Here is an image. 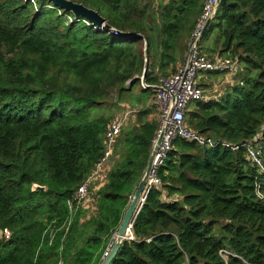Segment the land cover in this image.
<instances>
[{
	"label": "trees",
	"instance_id": "1",
	"mask_svg": "<svg viewBox=\"0 0 264 264\" xmlns=\"http://www.w3.org/2000/svg\"><path fill=\"white\" fill-rule=\"evenodd\" d=\"M34 1L0 0V233H10L0 239V264H100L159 131L153 87L184 63L207 0H71L122 31L118 39ZM212 37L203 53L237 61L238 80L220 99L193 102L185 123L264 153V0H220L203 39ZM123 103L135 119L114 145L105 181L71 210L68 200L104 156L108 114ZM156 179L133 239L111 264H264V174L244 149L177 137Z\"/></svg>",
	"mask_w": 264,
	"mask_h": 264
},
{
	"label": "built area",
	"instance_id": "2",
	"mask_svg": "<svg viewBox=\"0 0 264 264\" xmlns=\"http://www.w3.org/2000/svg\"><path fill=\"white\" fill-rule=\"evenodd\" d=\"M30 2L36 5L34 0H30ZM216 3L217 0L206 1L196 29L193 31L190 47L200 35L206 21L212 16ZM96 28L102 31L108 30L109 34L115 39H118L125 35L122 31L118 30L117 28H107L105 24L101 27ZM135 37L142 38L143 36L141 34H135ZM198 45L199 44H197L194 49L190 69L188 71L185 72L184 61V63L179 67L176 73L172 74L167 78L160 76L159 84L154 87L161 88H153L156 94L151 97L150 103L156 108L160 123L168 113L171 103V95L176 93L179 87L180 90L178 92L177 104L173 112L172 118L169 122L167 133L156 158L155 172L151 178V186L152 184L158 183V180L156 179V171L160 166L164 164L169 152L171 151L172 142L177 137L189 142H196L203 147H222L224 149H229L233 152H238L240 151V149H244L246 152V157L250 162L251 166L257 168L261 175L264 174V153L261 145L254 144L253 142H246L241 145L230 144L228 142L216 140L211 137H203L197 132H193L188 129L185 123V115L189 109V105L196 101H207L209 99V94L206 93L205 90L200 86L199 79L201 74L204 72L234 73L238 72V70L240 69L239 63L230 58L217 57L211 59L208 55H206L200 50V47ZM140 80L144 88L150 87L146 84L145 79H143V77H141ZM129 110L130 111H126L120 115L115 116L110 121L107 131L105 133L104 156L95 168L94 173L79 187V189L72 196V198L68 200V205L71 210L75 205H84L89 200L91 195L90 188L92 184L99 181H105V178L103 177L110 167L111 159L114 155V145L118 140L121 131L128 124V122L130 120L135 119L136 112L131 109ZM257 194L260 198L264 197V194L261 191V185L257 187ZM4 233L6 234L7 239H9L10 233L7 230H5ZM116 235L117 232L114 234V236L108 243L103 253L102 260L109 256V253L116 239ZM132 239V231H130L129 233H127V240ZM221 254L223 255L224 251H222Z\"/></svg>",
	"mask_w": 264,
	"mask_h": 264
},
{
	"label": "water",
	"instance_id": "3",
	"mask_svg": "<svg viewBox=\"0 0 264 264\" xmlns=\"http://www.w3.org/2000/svg\"><path fill=\"white\" fill-rule=\"evenodd\" d=\"M47 1L52 3L55 7H58L61 10L71 12L75 17L87 19L89 22H91L93 25L97 27H101L104 24H106L105 18L102 17L99 12L93 9H90L81 3H75L71 0H47ZM219 4H220V0H217L212 16L206 21L200 35L198 36V38L195 40V42L191 45L190 49L188 50V53L185 58V72L190 69V64H191L194 49L197 46V44H199L202 41L212 20L217 15ZM106 27L109 28L108 25H106ZM145 44L146 46H148V43L146 40H145ZM147 65H148V59H146V66ZM146 70L147 69L144 70L143 79H145ZM153 88H161V87H153ZM179 90H180V87L176 93L171 95L170 107H169L168 113L166 114L165 118L160 123L159 132H158L157 138L153 142L152 151L149 157L147 168L137 186V189L131 199L129 207L124 214L121 226L119 227L117 231L116 239L109 253V256L106 257L104 260H102L100 264H111V262L116 258L123 242L127 240V233L131 231L133 223L145 202L147 194L151 188V181H152L151 178L155 172L156 158L163 144V140L165 138V135L169 127V122L175 110ZM33 190L43 192L45 191V187L34 185Z\"/></svg>",
	"mask_w": 264,
	"mask_h": 264
},
{
	"label": "rangeland",
	"instance_id": "4",
	"mask_svg": "<svg viewBox=\"0 0 264 264\" xmlns=\"http://www.w3.org/2000/svg\"><path fill=\"white\" fill-rule=\"evenodd\" d=\"M146 1V0H143ZM166 2L168 0H155V5L157 6L158 3L160 2ZM213 41V37L210 38L209 41L202 39V41L199 43V47L200 50L203 52L204 50H207L210 47V44H212ZM241 69V68H240ZM239 69V70H240ZM238 70V72H239ZM238 72H234V73H225V74H208V75H202V78L199 79L200 83L207 85L208 87H202L206 93H210L212 96L214 97H219L218 99L221 98V94L224 95V92L227 88H229L230 86H233L237 83L238 80ZM241 73V72H240ZM203 81V82H202ZM231 88V87H230ZM153 95L154 96L156 94L155 91H153ZM151 96V97H152ZM150 97V99H151ZM113 98H115V96H113ZM116 100V99H115ZM192 104V103H191ZM191 104L189 105V107L191 106ZM127 105V106H126ZM129 105L126 103H123L119 106H117L116 108H114L108 115L112 118H114L117 115H120L126 111H130L127 107ZM130 107V106H129ZM157 113H154L153 117H157L156 115ZM88 207L93 208L91 206V203L88 205ZM7 239L6 234L5 233H0V239L2 238Z\"/></svg>",
	"mask_w": 264,
	"mask_h": 264
},
{
	"label": "crops",
	"instance_id": "5",
	"mask_svg": "<svg viewBox=\"0 0 264 264\" xmlns=\"http://www.w3.org/2000/svg\"><path fill=\"white\" fill-rule=\"evenodd\" d=\"M103 178H105V175H104V177ZM94 184H98V182H96V183H94Z\"/></svg>",
	"mask_w": 264,
	"mask_h": 264
}]
</instances>
